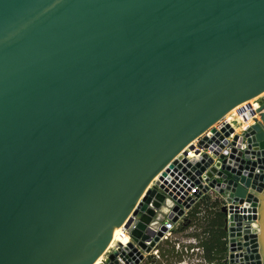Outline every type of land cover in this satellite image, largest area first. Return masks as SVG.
<instances>
[{"label": "water", "instance_id": "1", "mask_svg": "<svg viewBox=\"0 0 264 264\" xmlns=\"http://www.w3.org/2000/svg\"><path fill=\"white\" fill-rule=\"evenodd\" d=\"M263 89L264 0H0V264H93L182 145ZM259 101L215 185L234 264H264Z\"/></svg>", "mask_w": 264, "mask_h": 264}, {"label": "built area", "instance_id": "2", "mask_svg": "<svg viewBox=\"0 0 264 264\" xmlns=\"http://www.w3.org/2000/svg\"><path fill=\"white\" fill-rule=\"evenodd\" d=\"M259 99L254 98L251 101L239 103L236 108L224 113L208 125L199 136L192 138L179 155L178 152L175 153V157L173 156L174 158L172 157L170 162L162 167L163 171L160 170L147 184V190L153 188L156 190L152 198H155L157 192L163 193V200L155 208L151 220L147 222V227H151L153 233L148 232L146 238H141L140 234L137 239H134L130 231L136 226L137 220L131 213L132 220L129 221L128 227L124 226L127 221L123 223V230L128 235V239L125 241L113 239L109 249L102 251L100 260L96 264H234L229 261L228 231L224 236L225 256L220 260L221 263H218V261H207L203 258L204 249L201 244L189 245L192 241L197 243L200 239L185 231L183 225L187 226L188 222H191L189 212L199 201L202 202L200 205L202 209L194 218L195 221L205 222L204 207L211 211H220L222 204L228 205L225 217L229 218L230 202L215 189L218 182L226 180L225 176L228 173L225 168H222V155L228 158L229 154H235L232 151L233 148L243 150L247 147L246 130L260 120ZM254 102L258 104V110L252 108ZM254 112H258V116L253 115ZM235 116L239 117L242 123H245L248 117L252 122L249 121L240 129H236V125L232 123ZM208 158L211 160L205 165ZM174 160L176 163H173ZM202 166H204L203 170ZM212 179H215V182L210 185ZM175 205H178L176 210L173 209ZM138 206L137 204L134 208ZM148 206L151 207V203H148ZM169 212H172L177 219L169 218ZM249 213L252 214L253 211ZM249 224L250 227L256 225L254 220ZM161 226H164L165 230L155 238ZM190 226L189 224L188 227ZM235 239L237 240V237ZM139 241L145 242V247H142ZM169 248L172 251H168ZM168 253L174 256V259Z\"/></svg>", "mask_w": 264, "mask_h": 264}, {"label": "trees", "instance_id": "3", "mask_svg": "<svg viewBox=\"0 0 264 264\" xmlns=\"http://www.w3.org/2000/svg\"><path fill=\"white\" fill-rule=\"evenodd\" d=\"M201 201L197 202L189 212V221L187 225L191 224L197 213L202 209L200 207ZM203 216L205 227L203 233L206 235L200 241L203 246L205 257L211 259H222L226 252V241L224 239L225 230L223 229V214L219 211H211L207 207L203 208ZM195 221V220H194ZM172 251L171 248L168 251ZM217 255V256H216Z\"/></svg>", "mask_w": 264, "mask_h": 264}, {"label": "bare ground", "instance_id": "4", "mask_svg": "<svg viewBox=\"0 0 264 264\" xmlns=\"http://www.w3.org/2000/svg\"><path fill=\"white\" fill-rule=\"evenodd\" d=\"M264 93V89L263 90H261L260 92H258V93H255V94H253L252 96H250V97H247V98H245V99H243V101H251L252 99H254V98H259L262 94ZM243 101H241V102H243ZM241 102H239V103H241ZM239 103H237V104H235V105H233V106H231L225 113H227L228 111H230V110H232V109H234V108H236V106L239 104ZM260 104V106H261V103H259ZM253 108V107H252ZM258 108H259V106H258V104H256L255 102H254V109H256V110H258ZM253 115H254V113H253ZM255 116H258V112H257V115H255ZM252 122L251 121V119H250V117H248L247 118V120H246V122L245 123H242V121L240 120V118L239 117H237V116H235V117H233V119H232V123H234L236 126V129H240V127L241 126H244L247 122ZM204 130L205 129H203L200 133H198L197 134V136H199L201 133H203L204 132ZM190 141H192V139H190L189 141H187L186 143H184L183 145H182V147L178 150V155L180 154L179 152H181L182 150H184L185 149V147L187 146V144L190 142ZM175 155V154H174ZM173 155V156H174ZM172 156V157H173ZM171 157V158H172ZM175 157V156H174ZM173 157V158H174ZM170 158V159H171ZM170 161H168V163H169ZM167 163V164H168ZM161 171H163L162 169H160ZM156 175V174H155ZM150 182V181H149ZM148 182V183H149ZM147 188H148V185L147 184H145L143 187H142V190H141V192H140V194L137 196V198H136V202H135V204H134V206H133V208L138 204L139 206H140V204L143 202V198H144V195L146 194V190H147ZM230 207H233V208H235L234 206H230ZM133 208H132V210H133ZM241 206L239 205L238 206V209H240L241 210ZM230 209V208H229ZM132 210L129 212V217H130V214L132 213ZM240 212V211H239ZM240 213H242V212H240ZM254 214H257V208L254 210V212H253ZM243 214V213H242ZM128 216H123V218H122V223H121V231L120 232H115L114 233V239H119V240H121V241H125V240H127L128 239V235L125 233V230H123V223L124 222H126L127 220H128V218H129ZM255 223L257 222L256 220L254 221ZM256 225H257V223H256ZM116 234V235H115ZM104 250V249H103ZM101 254H102V252L96 257V259H95V261H94V263L93 264H96L99 260H100V257H101Z\"/></svg>", "mask_w": 264, "mask_h": 264}, {"label": "rangeland", "instance_id": "5", "mask_svg": "<svg viewBox=\"0 0 264 264\" xmlns=\"http://www.w3.org/2000/svg\"><path fill=\"white\" fill-rule=\"evenodd\" d=\"M264 95V93L262 94ZM261 95V96H262ZM260 96V97H261ZM259 97V98H260ZM253 108H254V105H253ZM254 115H257V112H254ZM147 191V190H146ZM147 193V192H146ZM257 223V222H256ZM183 225V224H182ZM191 226L188 227V225H183L184 226V230L185 231H188L189 233H191L192 235L196 236L197 238L199 236H201L203 234V230H204V227H205V222H201V221H193L191 224ZM188 227V228H187ZM188 233V234H189ZM116 235V234H115ZM169 254V253H168ZM170 255V254H169ZM172 256V255H170ZM172 258L174 259V256H172Z\"/></svg>", "mask_w": 264, "mask_h": 264}, {"label": "crops", "instance_id": "6", "mask_svg": "<svg viewBox=\"0 0 264 264\" xmlns=\"http://www.w3.org/2000/svg\"><path fill=\"white\" fill-rule=\"evenodd\" d=\"M205 235H206V234L203 233L201 236L198 237V239L201 240L202 238H204ZM201 243H202L201 241H198L197 243H194V242L192 241V243H190L189 245H193V244H194V245H200ZM194 245H193V246H194ZM202 256H203V258H204L205 260H207V261H218V263H221V262H220L221 259L217 260V259L214 258V259L209 260L207 257H205V253H204ZM216 256H217V255H216ZM221 264H222V263H221Z\"/></svg>", "mask_w": 264, "mask_h": 264}, {"label": "clouds", "instance_id": "7", "mask_svg": "<svg viewBox=\"0 0 264 264\" xmlns=\"http://www.w3.org/2000/svg\"><path fill=\"white\" fill-rule=\"evenodd\" d=\"M262 96H264V95H262ZM262 96L260 97V99L262 98ZM260 108H261V106H260ZM259 117H260V120H261V115H259ZM260 120H259V121H260ZM256 122H257V121H256ZM152 178H153V177H152ZM152 178H151V180H152ZM151 180H150V181H151ZM220 212H221V211H220ZM221 213H222V212H221ZM222 214H223V213H222ZM223 217H224V215H223ZM223 229H224V228H223ZM224 230H225V229H224ZM225 233H226V230H225Z\"/></svg>", "mask_w": 264, "mask_h": 264}]
</instances>
